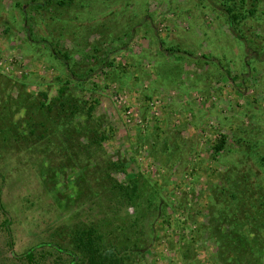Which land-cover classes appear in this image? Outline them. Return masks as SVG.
I'll return each instance as SVG.
<instances>
[{
  "label": "rangeland",
  "instance_id": "374dc122",
  "mask_svg": "<svg viewBox=\"0 0 264 264\" xmlns=\"http://www.w3.org/2000/svg\"><path fill=\"white\" fill-rule=\"evenodd\" d=\"M47 1L0 0V264H89L91 229L108 264H264V0Z\"/></svg>",
  "mask_w": 264,
  "mask_h": 264
},
{
  "label": "trees",
  "instance_id": "16d2710c",
  "mask_svg": "<svg viewBox=\"0 0 264 264\" xmlns=\"http://www.w3.org/2000/svg\"><path fill=\"white\" fill-rule=\"evenodd\" d=\"M43 1L44 2L39 6L46 5V2H48L47 0ZM247 2L248 0H226L223 3V11L225 12L228 18L229 27H233L234 25H236L240 21V19H245L247 14ZM254 13V10L248 11V14L250 16H254ZM29 20L30 17L25 15V23H27ZM26 28L29 32H31L30 26H26ZM165 51L167 54H171L172 56H176L181 52L180 50H176L175 48H170ZM183 54L186 56L192 55L189 52H184ZM60 93H63V90H60ZM44 97L47 98V94ZM98 103L99 102L96 101L92 105V109H95ZM42 107L46 109V103H42ZM227 139V135H222L219 139H217V143L214 144L213 148L214 159L225 151ZM0 207H2L1 204ZM6 223L9 224L10 221L7 220ZM75 237L77 243L81 245V249H83V251L88 256L89 264H108V262H112L114 260L113 258L115 257L111 251L109 252L108 247L101 246V242H103V240H100V237L97 235V232L95 230L91 229L88 232L84 230L81 233L77 232ZM47 247L53 249L54 252L59 254L58 260L62 261L63 258L69 257L71 259L69 264H78L81 261V257L78 259L79 256H73L69 250L63 249L58 245H53L52 243H42L30 249L22 257L24 259H27L29 264H45V261L49 258V256H52L51 252L48 253V250L45 249ZM56 264H58V262Z\"/></svg>",
  "mask_w": 264,
  "mask_h": 264
}]
</instances>
